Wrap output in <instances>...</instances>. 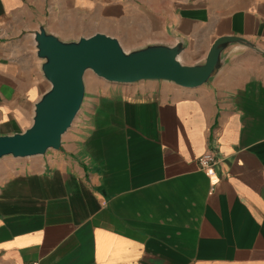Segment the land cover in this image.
I'll return each mask as SVG.
<instances>
[{"label":"crops","instance_id":"1","mask_svg":"<svg viewBox=\"0 0 264 264\" xmlns=\"http://www.w3.org/2000/svg\"><path fill=\"white\" fill-rule=\"evenodd\" d=\"M40 25L125 51L181 40L184 64L220 36L257 49L229 46L195 88L84 84L61 147L0 175V264H264V0H0V135L26 129L46 90Z\"/></svg>","mask_w":264,"mask_h":264},{"label":"water","instance_id":"2","mask_svg":"<svg viewBox=\"0 0 264 264\" xmlns=\"http://www.w3.org/2000/svg\"><path fill=\"white\" fill-rule=\"evenodd\" d=\"M36 56L49 87L34 103L30 125L21 132L0 135V158L43 155L61 147V137L76 118L85 94L84 74L92 71L110 83L145 80L171 81L183 88H195L216 75L225 63L229 46L240 44L257 49L238 36L215 38L203 61L184 64L179 55L185 44H147L125 51L118 40L95 32L77 40L63 41L43 25L33 32Z\"/></svg>","mask_w":264,"mask_h":264},{"label":"rangeland","instance_id":"3","mask_svg":"<svg viewBox=\"0 0 264 264\" xmlns=\"http://www.w3.org/2000/svg\"><path fill=\"white\" fill-rule=\"evenodd\" d=\"M100 79L101 78H99V77L97 78V76L92 71L87 70L84 74V84L86 86V91L89 93L92 88L98 86L101 83ZM48 87H49V83L46 81L45 88L47 89ZM77 116H76V118H77ZM76 118L74 119L73 124L76 122ZM73 124L67 132H69L72 129ZM22 159L23 158H12L10 156L0 158V165L2 166V168H0V175L4 174L5 169L7 167H9L11 165V163L20 161Z\"/></svg>","mask_w":264,"mask_h":264},{"label":"built area","instance_id":"4","mask_svg":"<svg viewBox=\"0 0 264 264\" xmlns=\"http://www.w3.org/2000/svg\"><path fill=\"white\" fill-rule=\"evenodd\" d=\"M214 163H215L214 155L209 151L203 153L197 158L198 166L202 170H204L208 176H211L213 174L212 166ZM31 264H38V262H33Z\"/></svg>","mask_w":264,"mask_h":264}]
</instances>
